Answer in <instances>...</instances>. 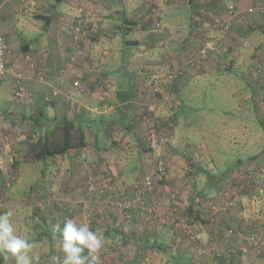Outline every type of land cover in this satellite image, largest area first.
<instances>
[{
  "label": "crops",
  "instance_id": "1",
  "mask_svg": "<svg viewBox=\"0 0 264 264\" xmlns=\"http://www.w3.org/2000/svg\"><path fill=\"white\" fill-rule=\"evenodd\" d=\"M78 1L61 0L54 3L53 0H13L1 6L0 12V33L13 51L8 57L9 65L20 74L30 92V97H26L24 102L12 100L7 105H0V146L4 145L15 157L17 172L23 163V166L33 163L32 158L29 161L23 160L25 157L22 154L25 151H20L27 140L20 143L21 133L18 131L24 123L31 125L27 136L33 143L41 142L45 136L50 135L58 119L73 120L76 125L87 129V145L74 146L63 154L40 160L43 165L41 174L46 176L44 181L48 188H58L63 197L62 203L57 202L58 204L48 208L43 215L45 217L41 218L50 228V234H54V225L63 226L60 211L66 210L71 212L70 219L76 223L85 215L91 220L95 217L94 231L104 234L101 251L110 257L111 264H251L247 262L245 243L229 236L224 238V234L232 224L240 230L262 232L263 225L260 223H264V220H258L253 224L254 227L252 223L246 224L241 219L235 222L232 216L236 214L235 208L232 207L233 204H227L228 200H223L225 197L221 202L214 197V203L206 205L198 197L186 199L182 196L176 202L170 201L169 192L176 188L182 174L191 167L189 162L171 152L154 151L163 154L168 169L163 178L165 184L154 181L147 196L150 202L147 209H131L121 214L115 208V201L131 195L132 185L143 174L154 170L155 153L147 151L144 146L146 123L143 117L160 125L171 122L175 125L174 139L179 140V109L186 94L203 90L204 86H212L213 83L218 86L222 76H226L227 79L224 80L228 81V85L235 83L231 92L233 95L239 94L236 104L244 116L239 125L243 127L242 134H250L248 143L253 146L254 136L258 137L257 134L260 133L253 131L250 124L246 123L247 118L244 119L246 114L249 116L252 113L264 130V73L258 75L264 62V0H222L220 2L223 7L219 5V0H209V22L201 21L199 15L192 17L181 51L196 52L201 45V38L209 37L217 38L222 46L227 47V51L222 56L210 53L201 70L194 76L179 78L171 83L157 82L155 85L151 83L153 73L166 72L182 62L183 57H178V52H181L179 50L174 56L168 57V53L172 54L169 51L171 47L163 45L162 39L154 42V37L151 36L154 34L147 37L140 34L141 31L148 30L138 26L142 21L140 18L144 6L148 5L141 0H126L128 8L122 16L135 21L126 31L122 25H113V22L118 21L117 17L107 18L106 22L104 15L112 11L110 1L105 3L106 0H90L88 6L90 15L94 17L93 24L87 25L82 37L78 35L74 38L63 29L68 22V15L77 14ZM154 2L162 5L160 1ZM229 4L236 5L231 16L227 15ZM38 8L42 15L49 18L47 25L40 23L36 34L31 36L20 33L27 28V23H23L20 17L27 16L30 9L38 11ZM198 10L199 8H191L190 13L196 14ZM221 23H227L228 30L224 31ZM155 30L157 29L153 31ZM155 32L156 37L162 33L158 30ZM130 33L133 35L123 45L119 40L115 41L120 34L125 37ZM201 33L204 35L199 38ZM34 40L36 41L33 42ZM84 43H87V48ZM128 45L134 47L124 54ZM18 49H21L22 54H31L30 60L28 61L29 57L26 59L21 54L17 55ZM58 69H63V73L57 74ZM37 72L43 74L45 80H41ZM76 79L80 80V86H74ZM52 90H56L59 95L52 102H45L44 97L50 95ZM42 121L45 123L42 124ZM63 141L64 137L60 136L56 140H47V143L50 146V143L53 145ZM34 153L32 151L33 159ZM207 156V161L213 163L208 152ZM250 156L252 154L234 155L226 161V169L215 164L207 166L221 175L243 179V167L247 163L245 166H233L232 162L235 159L245 160ZM258 157L263 160L264 146ZM103 159L108 161L107 164ZM34 162L40 165L39 160L34 159ZM248 166L249 168H245L254 167ZM252 170L250 173L253 174L247 172L246 175L254 184L259 178L256 180L252 176L257 174V170ZM91 173L100 178L98 183L106 188L105 196L88 193L85 177ZM239 173L241 175L237 176ZM211 178L212 175H208V182L197 183L199 189L206 186L208 195L214 193L216 185ZM246 180L239 181V186L244 185ZM192 189L195 190V187L192 186ZM12 190L13 187L7 190L1 201L5 207L9 201L8 192ZM239 197L236 209H242L244 213L249 206L255 207L256 211L257 207L260 209L264 206V202L248 199V195L242 192ZM201 205L214 217L208 219L205 213L208 220L196 218L194 211H203ZM29 206L38 210L33 203ZM17 209V206L13 207V210ZM187 230L197 233L199 241L192 240L195 233L191 238L187 236ZM55 249L60 250L58 246ZM0 264H3L1 257Z\"/></svg>",
  "mask_w": 264,
  "mask_h": 264
},
{
  "label": "rangeland",
  "instance_id": "2",
  "mask_svg": "<svg viewBox=\"0 0 264 264\" xmlns=\"http://www.w3.org/2000/svg\"><path fill=\"white\" fill-rule=\"evenodd\" d=\"M90 0H79L76 6V9L79 6H83L84 13H88L87 16V22L86 24H93L92 15H90V8L88 6ZM112 4L110 5L112 7L111 13L107 12L104 16L106 17V22L108 21L107 18L117 17L118 21L113 22V25L121 24V17L126 8L128 6L125 4L126 0H122V2L114 3L113 0H108ZM162 5L155 4L154 0H152L151 5L144 6L142 17L140 18V25L139 27H146L148 30L141 31L143 37H147L151 35L154 37V42H156L159 39H162L164 41L165 46L171 47L170 52L172 54L168 53V57L174 56L175 52L177 50L181 51V48L184 46L183 42L187 39V30L189 29L190 20L194 15H199L201 21H208L209 16L207 14L208 12V6H210L209 0H200L202 1L200 4L201 8H199V12H196V14L190 13V5L186 2V0H157ZM222 0H219V2ZM165 4H164V3ZM107 3V0L106 2ZM144 3V2H143ZM41 6V4H39ZM101 5V3L99 4ZM219 5L222 6L221 2ZM39 6V7H40ZM159 6V7H158ZM149 7V8H148ZM223 7V6H222ZM197 8V7H196ZM35 9V8H34ZM31 10V9H30ZM28 12V15H20V20L23 23H27V28L23 29L22 34L25 35H33L36 34V31L40 26V23L44 24L41 19H39V15H42L40 13V10L38 8V11L31 10ZM203 10V11H202ZM78 14V10H77ZM68 15L66 18V21L70 22L72 19V16L74 18L75 15ZM110 14V15H109ZM126 14V13H125ZM25 16V17H24ZM113 19V18H112ZM13 21V20H12ZM11 21V22H12ZM104 22V20H103ZM209 22V21H208ZM112 23V21H111ZM165 24V25H164ZM156 25H159L163 31L160 33L159 37H156L155 34L157 30ZM137 30V29H133ZM116 33L119 34V31L115 29ZM40 32V31H39ZM84 33H81L79 37H82ZM133 35V33H130L129 35L123 37L121 34L115 39V41H118L121 45H123L124 41L128 38H130ZM204 35V33H201L199 38H201ZM136 38V37H135ZM81 39V38H80ZM152 39V38H150ZM201 40H203L201 38ZM34 40L33 42H35ZM81 41V40H79ZM113 44L116 45V42H113ZM85 47L87 48V43H84ZM183 45V46H182ZM134 46L128 45L126 46L124 50V54L129 52L131 49H133ZM11 48V47H10ZM17 55L21 54V57H32L30 55H25L21 53V49H18ZM183 52V51H181ZM178 52V57H183L181 59L182 62H179L176 64V66H173L172 69L177 67L179 69L180 66L183 65V61L185 59H188L189 57L196 54V52ZM13 51L11 50L10 55H12ZM16 54V53H15ZM216 55H223L225 52H219L214 53ZM167 55V52H166ZM217 57V56H216ZM208 59V57L205 59V61ZM205 61L202 63V65L205 63ZM201 65V67H202ZM262 65V64H261ZM8 66L11 67V65ZM201 67L199 69H201ZM14 70L13 68H11ZM15 71V70H14ZM168 70H166L167 72ZM258 75L264 73V69L260 66ZM164 72V73H166ZM38 73V72H37ZM157 73V71L155 72ZM1 78V76H0ZM21 78V77H20ZM15 76L12 73L6 74L4 77L0 79V105H7L9 102H12L13 98V82L15 80ZM227 79L226 76H222L221 80L218 82V86L216 84H212V86H204L205 88L203 90H197L194 92H191L190 94H186V99H184V102L181 104V108L179 109V115L178 117V124L177 129L180 131L179 140L174 139V135L172 134V128L174 125H170L167 123L166 127L164 129L168 130L170 133V136L172 139H174L172 142L164 144L160 147V151H166L171 152L175 156H178L182 160H186L187 162L191 163V161H194L197 163L196 167H189V171L186 172L184 175L182 174V177L180 178L179 183L177 184L176 188L171 190L169 192L168 199L170 201H177L184 196L186 199H191L192 197H198L199 201L203 204H210V202H213V198L216 197V199L221 202L222 197L224 196L225 199L228 200L227 204H233L232 207L235 208V213L243 218H238L236 214L232 215L235 222H238V220L241 219L244 223H252V226L254 227V223H256L258 220L263 221L264 220V206L261 207L258 211H256L255 207L249 206L248 210L244 213L242 209H236L238 206L236 201H239V197L241 192L248 195V199H256L257 201H260L261 203L264 202V191H260V187L262 186V183L259 182L257 177V174H254L256 178V182L253 184L251 182V179H249L248 174L246 175V172L242 173L241 177H236L234 180L230 183L226 179L219 180L221 174L214 170V168H208L207 164H215L219 166L221 169H226L227 167V160L233 157L234 155H237L239 153H242V155H256L259 154L262 147L264 146V130L261 128V125L258 123L257 118L251 115H245V119L247 118L246 123L250 124V128L253 131L259 132L260 134H257V136H254V143L253 146L248 143V139L250 137L249 133H243V127L239 125V123L242 120V117H244L241 113V111L237 107V100L239 97V94H232V86L235 84L234 82L228 85V81L224 80ZM238 80V79H236ZM168 82V81H167ZM165 82V83H167ZM164 83V82H163ZM228 85V86H227ZM159 88V85L157 86ZM154 88V86L152 87ZM157 91V90H155ZM11 100V101H10ZM230 117H229V115ZM145 119H148V117H143ZM255 122V123H254ZM42 123H45L42 121ZM150 123V122H149ZM157 125V123H155ZM255 124V125H254ZM31 125L28 123H24L22 127H20L19 131L21 134L19 136L25 137L26 142L24 143L23 147L20 151L24 150L25 153L22 154V157L29 161L32 158L33 163L30 165L19 166V170L17 173L18 176L14 180L13 184V190L12 192H8V200L5 210L6 211H12L13 212V226L15 229V233L18 236L26 237L32 244L33 248L29 252V256H39L38 262L36 264H54L52 261L53 256H59L61 261L63 260V253L60 250L55 249V247L59 244V233L54 234H48V228L47 225L42 221L41 218L45 217L43 216L44 213L48 210V208H41L39 206L40 200L46 196L47 193H49L51 190L56 191L60 197V192L58 188L52 187L48 188V185L44 181L45 175L41 174V171L43 170L41 165V162L39 161L40 165L36 164L33 159L32 151H34V144L31 142V140H28L27 133L31 131ZM45 129V127H42ZM255 129V130H254ZM256 135V134H255ZM30 141V142H29ZM21 141L20 143H22ZM202 144L203 148L202 151H199L198 146ZM192 147H196L192 149ZM24 148V149H23ZM135 148V147H134ZM28 150V152H27ZM32 150V151H30ZM149 152L155 153L156 159L154 160V165L152 169V173L149 174H143L142 177L138 180L140 181L142 178H144L145 175L149 176H155L154 171L156 169V163L158 159H166L164 158L163 154L159 152H154L151 150H147ZM19 152V151H18ZM207 152L209 155H211V158L213 160V163L211 161H207ZM31 154V155H30ZM154 156V157H155ZM11 155V159H12ZM15 158L13 159V163L15 162ZM22 161V160H21ZM6 166L8 165L7 162H5ZM263 164H264V158H263ZM13 165V164H12ZM167 165V163H166ZM249 165H252L249 163ZM13 167H15L13 165ZM42 169V170H41ZM168 169V165H167ZM180 170V168H179ZM213 170V172H212ZM262 170L264 172V165L262 166ZM167 171V170H166ZM181 172V170H180ZM199 172V173H198ZM165 172L160 178L157 176L155 178V181L161 182L165 184V181L163 179L164 175L166 176ZM184 173V168H183ZM208 175H212L211 180H214L216 182L215 190L213 194L208 195V190L206 189V186H203L202 188L197 187V183L203 184V182H208ZM241 173H239L237 176H240ZM246 177L248 179L246 180ZM264 179V175L261 176ZM1 179V178H0ZM161 179V180H160ZM246 183L244 185L239 186L241 183H238L239 181H245ZM213 182V183H215ZM155 182H152V185ZM212 183V184H213ZM12 184V183H11ZM261 184V185H260ZM264 184V182H263ZM208 185V184H207ZM1 186V181H0ZM192 186L195 187V190L192 189ZM210 186V185H209ZM214 186V185H213ZM213 186H211L213 188ZM190 188V191L187 189ZM237 187V188H236ZM2 190V188H0ZM237 189L239 190L237 192ZM218 195L220 197H218ZM10 196L14 197L15 199L11 198ZM63 199V197L61 198ZM2 201V199L0 198ZM30 202V203H29ZM24 203V205H22ZM34 204L35 208L39 210H34L32 207L29 206V204ZM214 203V202H213ZM213 205V204H212ZM17 206V211L13 210V207ZM203 208V211L196 210L194 211L195 217L198 219H205V213L208 216V219H210L212 216L210 215V212H207V208L201 205ZM225 208V207H224ZM151 209V207H150ZM210 209V208H209ZM225 213H223L224 215ZM214 217V215H213ZM212 217V218H213ZM87 215L84 216L82 219H86ZM207 218L205 220H208ZM95 221V217H94ZM214 223V219L212 220ZM255 221V222H254ZM240 223V222H239ZM259 223V222H258ZM262 232H257V230L250 231L249 230H240V228L235 227L234 224L229 225L228 229H233L232 234H230V238L235 239H241L243 243H245V247L247 250L248 259L247 262H250L251 264H264V245L256 246L252 240L251 237L254 239L260 237L264 239V223L261 222ZM239 225V224H237ZM251 226V225H250ZM251 226V227H252ZM227 229V228H226ZM242 231V232H241ZM187 236L191 238L192 234L195 232L186 231L185 232ZM192 240L199 241V236L197 233L192 236ZM229 238V239H230ZM241 241V242H242ZM32 253V254H31ZM0 257L3 260V264H15L14 260L9 257L5 259L4 255L0 254Z\"/></svg>",
  "mask_w": 264,
  "mask_h": 264
},
{
  "label": "built area",
  "instance_id": "3",
  "mask_svg": "<svg viewBox=\"0 0 264 264\" xmlns=\"http://www.w3.org/2000/svg\"><path fill=\"white\" fill-rule=\"evenodd\" d=\"M13 0H0V12H1V6L5 5L6 3H10ZM146 3H149L150 0H144ZM237 1V0H236ZM236 5L235 4H229L227 6V15L231 16L234 14ZM78 14L75 18L74 23H67L64 26L65 32L70 34L72 37L77 38L79 33L82 31L84 27H87V16L88 13H84L83 6H79L77 8ZM249 11H252V8L248 9ZM17 18V15H15ZM158 26V30L161 32L163 31L161 27ZM222 28L224 31L228 30L229 26L227 23H221ZM227 47L222 46L218 41L217 38L209 37L204 38L201 42L200 47L197 49L196 54L189 57L188 59H185L183 61V65L177 69L175 67L174 69L164 72H157L153 75V78L157 82H169L173 79L181 78L185 75H193L197 73L202 65V63L205 61V59L208 57L210 53H219V52H226ZM11 48L8 44L6 38L0 33V76L3 77L8 73H12L16 77L19 76L17 72L12 70L11 68L6 66V62L8 60V57L10 56ZM261 67L264 69V62L262 63ZM62 72V70H61ZM74 86H80V80L76 79L74 80ZM24 90V87L22 84L17 83L16 84V90L14 91V94L16 96H19L22 94ZM157 90V89H154ZM264 91V90H263ZM56 93V92H54ZM169 140V136L166 134H161L160 136L156 133V130L154 127H149L146 135V142L145 146L150 149H157L161 147L164 144H167V141ZM199 151H202L203 145L200 144L198 146ZM7 162V166L5 164ZM13 159H11V156L4 157L2 155V152H0V171L5 173L7 175V182L9 184L13 183L16 179V172L14 171L13 167ZM167 165L166 161L163 159H158L156 163V169L154 171L153 175L158 176L159 178L166 172ZM153 177L155 176H149L145 175L140 182H137L133 185L134 195L131 200L122 199L121 201H117L115 203V206L117 207L118 211L124 212L125 210L130 209L131 207H137L136 205L147 207L146 199L148 194L151 192L152 188V182ZM87 191L91 193H97V194H103L104 193V186L99 185L98 178L93 174L87 175ZM261 192L264 191V184L259 189ZM59 196V194L56 191H52L46 198H42L39 202L40 207L50 206L52 205V202H61L63 199ZM224 198V196L222 197ZM58 204V203H57ZM2 204L0 200V213H3L2 210ZM148 208V207H147ZM225 210V208H224ZM69 219V218H66ZM91 219L88 217L86 219H82L79 221L80 224H87L89 227ZM233 229H227L226 233L224 234V238L230 237V234H232ZM252 242L258 247L261 245H264V239L258 237L254 239L251 237ZM97 260L95 261V264H110V259H108L106 256L101 255L100 253H97Z\"/></svg>",
  "mask_w": 264,
  "mask_h": 264
},
{
  "label": "trees",
  "instance_id": "4",
  "mask_svg": "<svg viewBox=\"0 0 264 264\" xmlns=\"http://www.w3.org/2000/svg\"><path fill=\"white\" fill-rule=\"evenodd\" d=\"M61 0H53V2L54 3H59ZM142 1V3L144 2L146 5H151V2H152V0H150L149 1V3H146L144 0H141ZM186 2L190 5V8H201V6H200V4H202L201 2H198V0H186ZM149 8V7H148ZM76 16L77 15H75L74 16V18L73 19H71V21L70 22H66L65 24H67V23H74L75 22V18H76ZM39 17V19H41L42 20V22L44 23V25L46 26L47 25V23H48V21H49V18L46 16V15H39L38 16ZM121 24H122V26H124V28H125V30L126 31H128L129 29H130V26L131 25H133V24H135V21L134 20H131V19H127V17H124V15L121 17ZM65 26V25H64ZM129 28V29H128ZM156 29L158 30V26L156 25ZM63 31H65L64 29H63ZM84 31H86V27H84L83 29H82V31L79 33V35L81 34V33H83ZM159 31V30H158ZM122 32H124V30L122 31ZM160 32V31H159ZM67 33V32H66ZM68 34V33H67ZM68 35H70V34H68ZM71 36V35H70ZM23 46H25V45H23ZM22 46V48L23 49H25V47H23ZM27 56V55H26ZM26 59H28V56L26 57ZM30 60V57H29V59H28V61ZM8 63H9V59L7 60V62H6V66L7 67H9V68H12V67H10V66H8ZM59 71H57V74H62L63 72H61L60 70H63V69H58ZM170 70H172V68H169L168 69V71H170ZM201 70V69H200ZM199 70V71H200ZM198 71V72H199ZM156 72V71H155ZM155 72L153 73V75L155 74ZM197 72V73H198ZM197 73H195V74H193V75H185V76H182L181 78H186V77H188V76H194V75H196ZM153 75H152V78H151V83L152 84H154L155 85V83H157V81H155V79L153 78ZM15 76V75H14ZM4 77V76H3ZM38 77L42 80L43 78H44V76H43V74H41V73H39L38 72ZM2 78V77H1ZM15 80H14V82H13V92H12V94H13V98H12V100H16L18 103H21V102H24L25 101V99H26V97H30V95H29V93L30 92H28L27 91V87L25 86L26 84L25 83H23V81H22V78H20V74H19V76L18 77H16L15 76ZM179 78H177V79H173L172 81H169V82H167V83H171V82H173V81H176V80H178ZM43 80H45V79H43ZM19 81V84H22L23 85V87H24V90H23V92H22V94L21 95H19V96H16L15 94H14V91L16 90V84L14 85V83H17ZM54 92H56V93H54ZM59 95V93L56 91V90H52V92H51V94L50 95H46V97H44V99L43 100H45V102H52L53 101V99H54V97H57ZM143 121L146 123V126H145V139H144V141L146 142V135H147V131H148V129H149V127H154L155 128V130H156V133L160 136L161 134H166L167 136H169V140L167 141V143H170V142H172L174 139H172L171 138V136H170V133H169V131L168 130H166V129H164V127H166V125L167 124H162V125H160V124H158L157 122H154V121H152V122H150L148 119H143ZM150 122V123H149ZM155 123H157V125L155 124ZM42 124H44V123H42ZM41 124V125H42ZM170 125H173L171 122L169 123ZM40 125V126H41ZM42 127V126H41ZM174 127H175V125H174ZM172 128V131H173V133L172 134H174V130H175V128ZM60 136L61 137H64V141L62 142V143H53V145H51L52 143H50V146L48 145V143H47V140H49V139H51V140H56V139H58V138H60ZM25 137L26 136H24V137H20V139L22 140V141H25ZM34 144V159H36V160H44V159H47V158H50V157H52V156H56V155H58V154H63V153H65L69 148H71V147H74V146H77V147H81V146H85V145H87L88 144V140H87V129H84L83 127H81L80 125H76V123L73 121V120H70V119H58V121L55 123V125H54V129L51 131V133H50V135H48V136H45V138H44V140L43 141H41V142H35V143H33ZM144 146H145V143H144ZM146 147V146H145ZM193 148H195V147H192V149ZM146 149L147 150H151V151H159L160 150V147L159 148H157V149H150V148H148V147H146ZM0 152H2V155L4 156V157H8V156H11V154H10V151L8 150V148H6L4 145H2V146H0ZM259 156V154H256V155H252V156H250L249 158H247V159H243V160H239V161H233L232 162V165L233 166H237V165H242V166H245L246 165V163H247V168H249V163H251V162H253V163H251L252 164V167L253 168H251V169H246L245 167H243L245 170H243L244 172H248V173H250V170H252V171H254V170H257V174H258V178L260 179L259 180V182L260 183H262L263 184V182H264V179L261 177L262 175H264V172H263V170H262V166L264 165L263 164V160H261L260 159V157H258ZM15 157H12V159H14ZM103 158V157H102ZM263 158V157H262ZM105 162H106V164H107V162L108 161H106L105 159H103ZM164 161H166L165 159H163ZM241 161V162H240ZM255 162V163H254ZM14 163H16V161L14 162ZM14 163H13V165H14ZM190 165H191V167L193 168V167H196L197 166V163L196 162H194V161H191V163H190ZM15 166V165H14ZM14 171L16 172V174H15V176H16V178H17V176H18V172H17V169H16V166L14 167ZM167 172V171H166ZM44 174V173H43ZM42 174V175H43ZM92 174V173H91ZM250 174H253V173H250ZM88 175V174H87ZM87 175H86V177H85V179L87 180ZM94 175V174H93ZM96 176V175H95ZM97 177V176H96ZM164 177H165V175H164ZM163 177V178H164ZM0 181H1V186H0V188H2V190L0 189V198L3 200V197L5 196V194H6V192H7V190H9L10 188H12V186H13V184L15 183V182H13L12 184H9V185H7L8 184V182H7V175L5 174V173H3V172H1L0 171ZM98 179H100L99 177H97ZM155 178H157V177H153V182L155 181L154 179ZM234 178H235V176H232V175H221L220 176V179L219 180H224V179H226L228 182H232L233 180H234ZM143 179V178H142ZM141 179V180H142ZM161 180V179H160ZM137 182H140V181H137ZM137 182H135V183H137ZM85 183H86V181H85ZM134 183V184H135ZM133 184V185H134ZM133 185H132V190H131V195H129V196H127V195H125V196H123V197H120V198H118V199H116V201H115V203L117 202V201H121L122 199H127V200H131L132 199V197H133V195H134V190H133ZM261 185V184H260ZM85 187H86V189H87V183H86V185H85ZM152 189V188H151ZM52 192V190L49 192V193H47L46 194V196H44L43 198H46L50 193ZM88 193H90V194H97V193H91V192H88ZM106 188H104V193L103 194H98L99 196H105L106 195ZM52 205H50V206H45L46 208H50V207H52L53 205H56L57 204V202H52L51 203ZM146 204L147 205H149L150 204V202L148 201V199H146ZM137 207H131L130 209H128V210H125L124 212H120V211H118V209H117V207L115 206V208H116V210L119 212V213H121V214H123V213H126V212H128V211H131V209H138V210H145V209H147V207H142V206H139V205H136ZM45 207H41V208H45ZM2 210H3V212H5L6 210H5V206H2ZM65 210V209H64ZM60 215H61V218H62V220H63V222H65V220H66V218H69L70 219V217L72 216L71 215V212H68V211H66L65 210V212H62V211H60ZM201 220H203V219H201ZM43 222H45V221H43ZM76 222V221H75ZM77 224H80L79 222L77 223ZM90 224H91V226H90V229L91 230H93L94 231V220H91L90 221ZM48 227V226H47ZM51 233V231H50V228H48V234H50ZM54 233V232H53ZM99 253L101 254V255H103V256H106L108 259H110V257L106 254V253H103L101 250L99 251ZM86 254V253H85ZM111 264V263H110Z\"/></svg>",
  "mask_w": 264,
  "mask_h": 264
},
{
  "label": "clouds",
  "instance_id": "5",
  "mask_svg": "<svg viewBox=\"0 0 264 264\" xmlns=\"http://www.w3.org/2000/svg\"><path fill=\"white\" fill-rule=\"evenodd\" d=\"M13 212L0 213V254L5 259L11 257L15 264H36L39 256H29L33 244L18 236L13 226ZM54 233H59L58 247L63 253L51 259L54 264H95L97 253L102 249L104 234L93 231L87 224H77L73 219H66L63 226H53ZM86 253V254H85Z\"/></svg>",
  "mask_w": 264,
  "mask_h": 264
}]
</instances>
